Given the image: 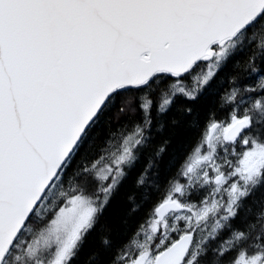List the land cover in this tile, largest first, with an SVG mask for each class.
<instances>
[{"label":"snow or ice","instance_id":"obj_1","mask_svg":"<svg viewBox=\"0 0 264 264\" xmlns=\"http://www.w3.org/2000/svg\"><path fill=\"white\" fill-rule=\"evenodd\" d=\"M0 264H264V0H0Z\"/></svg>","mask_w":264,"mask_h":264}]
</instances>
